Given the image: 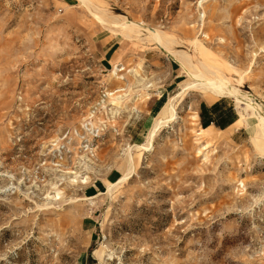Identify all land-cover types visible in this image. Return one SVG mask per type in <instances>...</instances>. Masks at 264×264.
<instances>
[{
	"label": "rangeland",
	"instance_id": "1",
	"mask_svg": "<svg viewBox=\"0 0 264 264\" xmlns=\"http://www.w3.org/2000/svg\"><path fill=\"white\" fill-rule=\"evenodd\" d=\"M79 1L0 0V264H264L260 123L150 33L264 110V0Z\"/></svg>",
	"mask_w": 264,
	"mask_h": 264
},
{
	"label": "bare ground",
	"instance_id": "2",
	"mask_svg": "<svg viewBox=\"0 0 264 264\" xmlns=\"http://www.w3.org/2000/svg\"><path fill=\"white\" fill-rule=\"evenodd\" d=\"M80 1L82 3H84V5H89L88 0H80ZM88 8H90V7H88ZM122 24L123 23H121L120 25H122ZM131 25L132 24L129 23V24H126V25L120 26V27H121V29L125 30ZM150 33L152 35V38L154 40H156L157 42H159V45L165 51H167L171 56H173V57L178 56L180 58L181 63L183 65V68L185 69L184 71H186L185 73L189 77V80H188L189 82L187 83L184 90L187 88H200L202 90L209 91L212 94V96L235 98V100L238 103L245 104L247 106V108L250 107L253 110V116L260 123V128L258 130L259 131L258 133L264 135V110L261 108V106L259 104L254 103V102H249L247 100V97L245 94H243L238 88L228 84V79L225 76H223V74L218 75L219 73L217 74L211 68V66H213V65L210 66V65L200 61V67L201 68L198 69L197 67L194 66V64H193L192 60L190 59V56H188V54H185L184 52H175V51L171 50L169 48V41L165 40L163 34L160 31L151 30ZM160 115L162 116V119L160 121H157V123L155 122L156 124L153 125V129L151 131L148 144L143 147L146 151H149L153 148L152 139H153L154 135L156 134L157 130L163 125V123L164 122L166 123L167 121L172 120L173 118L176 117L175 107H174V104L171 102V100L163 108ZM249 123L250 122H248V124ZM258 137H259V135H258ZM130 155H132V154H130ZM133 170H134L133 156L130 157L128 155L127 169L125 171L124 177L122 179H120L119 182L111 184L109 186V191H111L115 187L117 188V186L119 184H121L128 177H130L133 173Z\"/></svg>",
	"mask_w": 264,
	"mask_h": 264
}]
</instances>
